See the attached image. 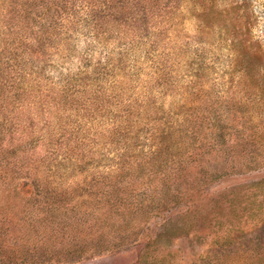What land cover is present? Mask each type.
<instances>
[{"label":"rangeland","instance_id":"rangeland-1","mask_svg":"<svg viewBox=\"0 0 264 264\" xmlns=\"http://www.w3.org/2000/svg\"><path fill=\"white\" fill-rule=\"evenodd\" d=\"M264 0H0V264H264Z\"/></svg>","mask_w":264,"mask_h":264},{"label":"trees","instance_id":"trees-1","mask_svg":"<svg viewBox=\"0 0 264 264\" xmlns=\"http://www.w3.org/2000/svg\"><path fill=\"white\" fill-rule=\"evenodd\" d=\"M264 184V180L263 179H260V180H258L257 182H255L254 184H253V187H260V186H262Z\"/></svg>","mask_w":264,"mask_h":264}]
</instances>
